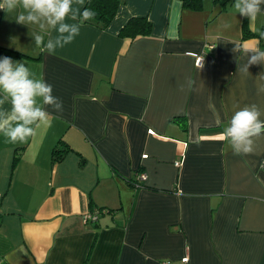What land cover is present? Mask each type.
Here are the masks:
<instances>
[{
  "label": "crops",
  "instance_id": "crops-1",
  "mask_svg": "<svg viewBox=\"0 0 264 264\" xmlns=\"http://www.w3.org/2000/svg\"><path fill=\"white\" fill-rule=\"evenodd\" d=\"M120 1L109 28L77 21L53 55L3 11L0 46L28 56L63 112L48 107L27 143L0 134V264H264V135L249 155L219 135L245 106L264 119V64L238 72L261 42L243 39L235 0ZM133 17L152 33L122 38ZM61 142L72 151L54 163Z\"/></svg>",
  "mask_w": 264,
  "mask_h": 264
},
{
  "label": "clouds",
  "instance_id": "clouds-1",
  "mask_svg": "<svg viewBox=\"0 0 264 264\" xmlns=\"http://www.w3.org/2000/svg\"><path fill=\"white\" fill-rule=\"evenodd\" d=\"M84 3L85 0H0V10L17 12L16 23L20 25H37L39 32L32 37L36 47L53 55L80 34L81 23L77 21H89L96 15L88 8L81 11ZM262 5L264 0H235L233 7L252 22L261 13ZM49 30L56 35L45 40L41 33ZM243 51L248 60L238 66V72L248 74L251 65L264 64V51L259 48ZM260 91L264 92V88ZM6 102L10 104L8 109L3 108ZM48 107L63 112V102L53 95L52 85L35 78L23 61L0 57V134L10 143H27L37 136L39 129L51 126ZM261 116L262 112L255 104L232 115L219 135L229 142L234 154L253 153L254 141L264 135Z\"/></svg>",
  "mask_w": 264,
  "mask_h": 264
},
{
  "label": "trees",
  "instance_id": "trees-1",
  "mask_svg": "<svg viewBox=\"0 0 264 264\" xmlns=\"http://www.w3.org/2000/svg\"><path fill=\"white\" fill-rule=\"evenodd\" d=\"M202 0H186L184 4L189 7L196 6L197 3H201ZM227 4V3H226ZM225 4V5H226ZM121 7L120 0H88L84 8L91 9L96 13L94 18L89 21H82L85 24L96 26L102 30L109 28V26L114 21L115 17L118 14V11ZM3 10L0 12V21L2 19ZM153 25L147 17H133L131 18L126 25L121 29L120 36L122 38L135 39L138 36H149L152 33ZM243 39L247 40L250 38H258L261 42L262 48L264 49V26L262 27L259 33H254L250 30L247 22V18L244 17L243 26H242ZM0 57H10L14 61H17L20 58L28 57L24 53L11 50L5 47L0 46ZM60 144H63L62 142ZM64 145V144H63ZM61 146V145H60ZM72 151L68 144H65L64 147L56 146L52 153V160L54 163L62 161L68 152ZM17 159L14 161V166L17 164ZM137 181V180H136ZM136 186H141L140 182L137 181ZM100 212H105L99 210Z\"/></svg>",
  "mask_w": 264,
  "mask_h": 264
},
{
  "label": "built area",
  "instance_id": "built-area-1",
  "mask_svg": "<svg viewBox=\"0 0 264 264\" xmlns=\"http://www.w3.org/2000/svg\"><path fill=\"white\" fill-rule=\"evenodd\" d=\"M2 10H0V12H1ZM211 48H213V46L211 47ZM202 63H203V57L202 56H198L197 58H196V65L198 66V67H200V66H202ZM176 164V166H180V163L179 162H176L175 163ZM147 179V176L145 175V174H142L139 178H138V181L139 182H144L145 180ZM137 185V184H136ZM98 212V213H97ZM96 213H90V214H88V215H86V217H85V220L87 221V222H97L98 221V219H99V214H100V211H97Z\"/></svg>",
  "mask_w": 264,
  "mask_h": 264
}]
</instances>
